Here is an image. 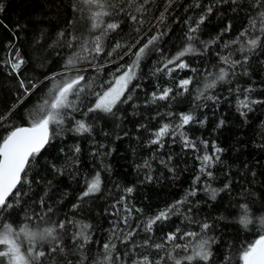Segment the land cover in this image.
<instances>
[{
    "label": "trees",
    "instance_id": "16d2710c",
    "mask_svg": "<svg viewBox=\"0 0 264 264\" xmlns=\"http://www.w3.org/2000/svg\"><path fill=\"white\" fill-rule=\"evenodd\" d=\"M197 2L207 7L214 0H174L173 6L166 13L164 30L168 35L161 41L166 53H175L185 42L189 25L195 23L203 10L195 7ZM75 5L76 0H0V117L8 114L16 103L19 82L16 74L8 75L11 69L7 61L15 55L17 48L27 62L21 69V75L43 79L45 75L59 71L69 54L66 42L73 25L79 30L75 34L82 35L84 39L98 34L89 31V13L74 11ZM124 7L128 12L141 16L134 13V6L125 4ZM145 7L150 9L142 17L146 18L142 32L146 39L148 35L154 34L152 24L156 21L153 17H158L163 11L164 0H153V3ZM250 14L256 18L252 0H237L236 4H216L197 35L204 41L218 36L220 39L203 55L186 57L190 60L191 67L198 69V72L178 70L171 78L163 73L153 75L154 67L160 62L159 55L153 54L142 63L141 78L133 82L139 83L141 88L133 94V101L119 105L120 111L115 117L102 113H89L85 116L87 108L95 103L96 97L91 95L87 97L81 110L73 113L63 126H52L55 133L53 143L43 152L39 164L26 177L31 181V187L27 183L18 185L21 192L28 195L20 198L12 195L8 198L14 207L0 214V231L3 230L4 223L10 224L14 232H19L24 227L32 231L42 230L51 226L50 221H82L91 225V242L83 250L86 256L84 264H97L103 258V244L108 242L113 229L125 227L120 220L125 215L126 204L133 209H142V215L133 210L130 223L131 227H135L137 217L143 220L154 215L158 210L181 200L192 188L203 189L210 183L211 187L221 189L225 183H230V188L220 192L215 201L202 190L195 197H189L192 204L182 205L180 212L170 221L164 222L162 227L159 223L154 226L152 242H162L166 233L177 227L183 231H199V223L190 224L184 219L185 215H191L198 222L207 220L215 226L208 233L216 241L211 246L213 256L208 264H242L239 259L242 251L260 235H264V224L260 223L264 218V103L254 104L251 111H248L243 108L238 110V101L244 96L264 101V48H258L249 54L247 64L236 66L235 75H230L227 82H222L211 90L213 95L219 97L216 103L210 100L197 101L195 96L197 89L203 87L205 73L218 71L219 67L224 66L220 64L217 54L226 55L238 47L233 45L232 48L225 49L224 44L236 38L248 26ZM119 19L121 26L117 31L120 35L112 33L105 42L106 46L120 40L121 35L135 34L137 24L124 14H120ZM229 24L232 25L231 30L222 33ZM61 30L65 33L64 40L53 44ZM256 34H259L258 30L249 32L250 36ZM106 50L111 49L106 47ZM232 58L242 60L243 57L236 51ZM111 60L112 58L103 54L96 58V65H105L99 74L87 62L81 66L86 69L84 74L87 77L95 78L99 75V81L111 82L115 68L120 63H130L131 59L126 56L123 61L119 57L115 58V63L110 62ZM189 76L194 79L188 93L156 104L147 102L151 93L158 88L173 87L180 79ZM99 81L95 86L96 91L101 90ZM48 87L51 85L46 82L23 105L15 108L6 123L28 125V113L34 111L46 96ZM245 89L250 91L245 92ZM240 111H246V117H242ZM169 112L176 115L169 117ZM188 112H193L198 120L205 121L203 125L193 123L184 129L189 138L197 142L199 151L185 149L179 136L173 138L171 135L164 137L163 148L149 145L153 132L162 124L174 125L179 120V113ZM75 120H84L90 124L91 133H76L73 130ZM220 120L225 123L217 128ZM8 130L0 127V137ZM202 140L209 141V154L212 152L213 141L224 149L220 154L222 162L211 169L214 173L211 181L199 172L201 162L196 157L203 154V146L199 144ZM76 146L80 148L79 153L74 152ZM169 155L172 156L170 166L175 168L174 172H169L160 163L161 159L167 160ZM74 156L76 159H73ZM145 161L151 165L150 168L144 166ZM53 165L61 169L63 174L55 172ZM97 171L102 179V192L86 198L82 207L73 210L72 205L78 202L77 197L85 190V180ZM149 175L153 177L151 181L146 179ZM198 175H201V179L194 183ZM128 187L133 188L130 196L125 192ZM45 191L48 196L45 197L44 205H41L39 200ZM121 197L125 199L121 201ZM245 204L252 220L247 228L239 223L243 214L241 205ZM48 207L53 209L52 213L47 212ZM189 207L192 208L191 213L187 211ZM76 230L69 226L67 235L63 238V252L49 253L50 245L44 243L42 250L48 255L42 258L43 264H80L81 251L73 246L71 239ZM117 235L120 233L117 232ZM145 235L142 229L139 230V235L133 238L135 243H141ZM22 241L25 245L21 250L26 252L28 243L26 240ZM175 243L183 244L184 241L177 240ZM116 245L114 264H130V259L136 258L138 253L149 254L153 259L165 255V251L151 248H136L130 252L132 244L120 243L119 240ZM169 248L170 245L165 246L166 250ZM0 250H5L4 246H0ZM126 252H129V256H125ZM116 255L122 259L116 261ZM4 264L8 263L4 261ZM168 264L172 262L169 261ZM193 264L205 262L197 259Z\"/></svg>",
    "mask_w": 264,
    "mask_h": 264
},
{
    "label": "snow or ice",
    "instance_id": "6c2138e0",
    "mask_svg": "<svg viewBox=\"0 0 264 264\" xmlns=\"http://www.w3.org/2000/svg\"><path fill=\"white\" fill-rule=\"evenodd\" d=\"M173 2L174 0H164L163 11L160 12L158 17H153L156 21L155 24H152L154 34L148 35L145 39L142 36V32L146 18L142 17L150 11L145 6L153 3V0H76L74 11L88 12L91 21L89 31L98 34L92 35L90 39H84L82 35L75 34L79 30L73 25V30L70 32L66 42V47L70 50L69 54L64 59L59 71L49 73L43 79L28 77L26 74L21 75V69L27 62L21 55L20 49H16L15 55L7 61L11 69L8 75L16 74L19 82L16 103L14 108L9 110L8 114L0 117V127L9 129L3 137H0V214L14 207V204L8 199L10 196L15 195V197L20 198L22 195H28L26 192L22 193L18 185L27 183L31 187V181L27 180L26 177L33 167L39 164V158L43 156V152L53 143L55 133L52 130V126H63L73 113L81 110L85 100L91 95H95V103L87 108V112L84 113L85 116L89 113H102L105 116L111 115L115 117L117 112L120 111L119 105L128 104L130 101H133V94L137 89L141 88L139 83L133 82L141 78L142 72L140 69L142 63L153 54H158L160 57L158 66L154 67L153 75L163 73L171 78L172 74L178 70H190L193 73L198 72V69L191 67V62L186 57L203 55L220 39L218 36L208 41L202 40L197 35L201 25L213 13L216 4L228 2L236 4L237 0H214V3L209 4L207 7H203L197 2L195 7L203 8L201 15L194 24L189 25L185 33V42L182 46L175 53L168 54L162 48L161 41L163 37L168 35V32L164 30L167 21L166 13L173 6ZM125 4L134 6V13H139L141 16L138 17L133 12H128L124 7ZM252 5L256 9V18H253V15L250 14L248 26L243 28L236 38L224 44L225 49L232 48L233 45H237L238 47L229 51L226 55L217 54L220 64L224 66L219 67L218 71H208L205 73V82L202 88L197 89L195 100H210L216 103L219 97L213 95L211 90H214L218 84L227 82L230 75H235L234 69L236 66L247 64L250 59L249 54L254 53L258 48H264V0H252ZM120 14L127 15L131 22L138 25L134 29L135 34L121 35L120 40L106 46L105 42L110 39L112 33L120 35L117 31L121 26ZM257 18L259 24H257ZM147 22L151 23V21ZM231 28L232 25L229 24L222 30V33L230 31ZM252 30H258L259 34L250 36L249 32ZM64 36L63 30L58 32L57 40L53 44L63 41ZM106 47H110L111 50H106ZM236 51L242 54V60L232 58ZM102 54L112 58L110 61L112 63H115L116 57H119L120 61H123L126 56L130 57L131 62L128 64L120 63L115 68L111 82L99 81V75L95 78L87 77L84 74L86 69L81 66L82 63L87 62L99 74L105 65H96L95 61ZM193 79V77L189 76L180 79L173 87L158 88L151 93V98L147 102L156 104L158 101L175 99L177 95L182 96L190 91L189 86L193 83ZM98 81L100 83V91L95 90ZM46 82L51 87L47 88L46 96L42 98L35 110L28 113L30 123L27 126L23 124L16 125L11 122L6 123L8 117L15 111V108L23 105ZM248 91L250 89H245V92ZM257 103H264V101L249 99L248 96H244L242 100L238 101V110L243 108L251 111V106ZM204 106L207 105L205 104ZM167 115L173 117L176 114L169 112ZM178 115L179 120L177 123L174 125L164 123L153 132V138L149 140V145H157L158 148H163L164 137L171 135L173 138L179 136L185 149L190 148L194 152L200 150L197 142L190 139L184 129L193 123L203 125L205 121L198 120L193 112L179 113ZM240 115L246 117L247 112L240 111ZM224 123L223 120H220L217 128L222 127ZM73 130L82 135L84 133H91L92 126L84 120H75ZM199 144L203 146L204 150L202 155L196 157L201 162L199 172L201 175L207 176L209 181H211L214 179V173L211 169L217 163L222 162L220 154L224 149L213 141L211 142L212 152L209 154V141L202 140L199 141ZM74 152H80L79 146L75 147ZM73 159H76V157L74 156ZM171 161L172 156L169 155L167 160L161 159L160 163L169 172H174L175 168L170 166ZM144 166L151 167L147 161H145ZM52 167L58 174H63L62 170L57 169L55 165ZM201 175L195 177L194 183L200 181ZM253 175L255 176V173ZM152 178L151 175L146 176V179L149 181ZM229 188L230 183H225L221 189L211 187L210 183H207L203 189L192 188L181 200L158 210L154 215L145 217L143 220L137 217L135 227H131L130 223L133 218V210L142 215V209H133L131 205L126 204L124 208L125 215L120 220V223L125 227L113 229L108 242L103 244V258L97 261V264H114L113 253L117 246V240L120 243H131L130 252L135 251L136 248L145 250L151 248L156 251H165V255L155 259L149 254L138 253L136 258L130 259V264H168L169 261L172 264H193V261L197 259L208 264L210 258L213 256V252L210 250L211 246L216 242L215 238L208 234L209 230L215 227L213 224H210L207 220L198 222L191 215H185L184 219L190 224L199 223L200 230L183 231L177 227L174 231L169 230L164 236L163 241L159 243L152 242L154 226L159 223L162 227L164 222L170 221L180 212L182 205L192 204L193 201L189 197H195L198 191H204L206 194H209L211 200L215 201L220 192ZM13 190L16 191L13 192ZM101 192L102 179L100 173L97 171L93 176L85 180V190L79 194L77 197L78 202L72 205V209L75 210L82 207L86 203V198L96 196ZM125 192L130 196L133 188L128 187L125 189ZM47 196L48 192L45 191L39 200L41 205H44L45 197ZM124 199L125 197H121V201ZM241 208L243 209V214L240 216L239 223L247 228L252 223V220L248 216L247 205H241ZM187 211L191 213L192 208L189 207ZM47 212L52 213L53 209L48 207ZM260 223L264 224V218L261 219ZM50 225L37 231L24 227L19 232H14L10 224L4 223L3 230L0 231V246H4L5 250H0V258H3L0 259V264H4L5 260H7L8 264H43L42 258L48 255V253L42 250L44 243L50 245L49 253L65 251L63 238L67 235L69 226L77 229L72 233L71 239L73 246L81 251L80 264H84L86 256L83 254V250L91 242L89 234L91 225L82 221H76L75 219L50 221ZM141 229L146 235L142 242L137 244L133 238L139 235V230ZM117 232L120 235H117ZM22 239L28 243L26 252L21 250ZM177 240H182L184 243H175ZM166 245H170V248L167 250L165 249ZM190 249L191 251H189ZM180 252L184 254L181 255ZM173 253L176 254L174 255ZM125 256H129V252H126ZM121 259L119 255L115 256L116 261ZM239 259L242 261V264H264V235H260L253 243L248 244L240 254Z\"/></svg>",
    "mask_w": 264,
    "mask_h": 264
},
{
    "label": "rangeland",
    "instance_id": "374dc122",
    "mask_svg": "<svg viewBox=\"0 0 264 264\" xmlns=\"http://www.w3.org/2000/svg\"><path fill=\"white\" fill-rule=\"evenodd\" d=\"M23 245H25V242H24V241H22V246H23ZM21 249H22V248H21ZM5 262H7V260H5ZM7 263H8V262H7Z\"/></svg>",
    "mask_w": 264,
    "mask_h": 264
},
{
    "label": "water",
    "instance_id": "95a60500",
    "mask_svg": "<svg viewBox=\"0 0 264 264\" xmlns=\"http://www.w3.org/2000/svg\"><path fill=\"white\" fill-rule=\"evenodd\" d=\"M24 126H27V125H24Z\"/></svg>",
    "mask_w": 264,
    "mask_h": 264
}]
</instances>
